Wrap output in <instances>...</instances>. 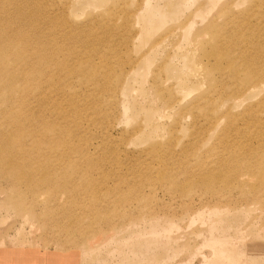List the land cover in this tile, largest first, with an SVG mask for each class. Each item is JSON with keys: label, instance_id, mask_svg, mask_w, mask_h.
<instances>
[{"label": "rangeland", "instance_id": "rangeland-1", "mask_svg": "<svg viewBox=\"0 0 264 264\" xmlns=\"http://www.w3.org/2000/svg\"><path fill=\"white\" fill-rule=\"evenodd\" d=\"M2 10L46 38L28 103L50 134L31 163L52 182L0 176V264H264V0Z\"/></svg>", "mask_w": 264, "mask_h": 264}, {"label": "bare ground", "instance_id": "bare-ground-1", "mask_svg": "<svg viewBox=\"0 0 264 264\" xmlns=\"http://www.w3.org/2000/svg\"><path fill=\"white\" fill-rule=\"evenodd\" d=\"M201 14L202 10H198L192 16L196 20ZM143 15L145 14H139L138 18H143ZM10 16L11 13L0 11V103L3 104V109L7 110L0 111V176L14 173L16 177L14 179H18L19 182H27L28 185L38 181L50 183L52 182L51 177L36 176V171L40 169L31 163V155H37V159L48 160V153H44L42 147L48 143L50 138L49 123L46 124L45 121L40 125L41 120L37 118V111H34L32 105L28 103L33 89L38 86L40 68L44 63L47 64L50 53L43 49L45 43L42 42L46 38L41 36L42 28L31 21L28 14L24 15L23 19L17 20L16 25L15 19H9ZM162 19L160 18L159 23L163 21ZM142 20L145 23L148 22L145 16ZM146 26L145 30L148 35ZM188 29H185L181 35L182 42H189ZM217 46H219L218 49L212 50L211 54L215 57L228 56L227 60H231L230 58L235 54L232 50L235 49H226L219 44ZM208 55L210 56L209 53ZM229 70L236 72L232 66H229ZM81 76L90 77V74L85 72ZM124 92L122 90V94ZM44 111L45 109H43ZM35 120L38 121V127H35ZM28 141H31L30 150L26 148ZM60 146L59 140L57 147L60 148ZM22 149H25V152ZM253 166L255 165L253 164ZM193 175L191 176L193 177ZM207 176H205L206 179L203 178L202 183L211 187L214 182L210 181L209 176L208 181ZM217 176L216 174V179L219 178ZM212 177L215 180L214 176ZM193 179L195 178L193 177ZM195 181H193L194 184H196ZM177 187L176 189L179 188ZM213 245L220 249L224 247L223 244L216 241Z\"/></svg>", "mask_w": 264, "mask_h": 264}]
</instances>
